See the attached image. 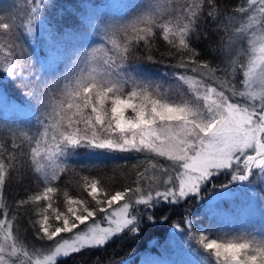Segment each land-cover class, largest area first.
<instances>
[{"label":"trees","instance_id":"trees-1","mask_svg":"<svg viewBox=\"0 0 264 264\" xmlns=\"http://www.w3.org/2000/svg\"><path fill=\"white\" fill-rule=\"evenodd\" d=\"M114 1L119 0H0V244L6 248L0 254L9 255L11 264H28L91 224L108 223V214L146 185L155 164L176 170L167 156L126 140L129 131L113 120L115 98L137 93L144 108L156 95L181 100L188 76L205 90L214 84L231 100L247 102L232 94L243 87L240 65L249 55L247 32L237 29L248 16L246 0H203L198 9L195 0H124V12L107 17L104 9ZM148 16L156 21L148 43L137 41L145 36L138 19L151 23ZM178 32L187 47L179 44ZM56 54L62 55L57 63L51 61ZM103 85L108 95L100 109L90 100ZM68 136L79 143H69ZM106 141L123 150L99 146ZM235 167L244 183L231 185L225 179L231 172L223 169L182 198L133 202L131 224L51 264H136L162 248L158 264L171 257L181 264H223V256L206 246L211 239L264 246V206L247 203L248 191L261 188L258 167ZM50 187V199H35ZM215 192L229 195L210 201ZM122 193L125 198L118 200ZM85 206L97 214L80 224L68 209L80 214ZM59 213L75 220L72 233L63 232L67 222L57 219ZM44 226L49 232L56 227L52 239ZM13 240L17 255L11 254ZM20 244L31 253L27 258L19 254Z\"/></svg>","mask_w":264,"mask_h":264},{"label":"snow or ice","instance_id":"snow-or-ice-1","mask_svg":"<svg viewBox=\"0 0 264 264\" xmlns=\"http://www.w3.org/2000/svg\"><path fill=\"white\" fill-rule=\"evenodd\" d=\"M249 6L258 5L256 8V15L248 17L247 27H252L257 22H260V30L264 32V0H248ZM245 11V9H241ZM7 27V26H6ZM145 31V30H144ZM170 29L165 31V39H168ZM179 44L183 47H187V42L183 36L178 32ZM253 38L255 45L259 43V53L257 57L254 55L253 63L257 65L256 68H253L249 75L248 81H255L259 75V68L264 67V43L261 40H257L255 37V32H253ZM173 42V41H169ZM207 67V65H204ZM240 67L243 69L244 64H241ZM254 87V84L252 85ZM208 93H215L217 99L209 100V96L206 94L204 100L207 101L208 111L212 113L210 120L204 121L199 120L197 123L201 128H205L207 124L216 122V127L211 131L207 136H200L195 132H192V135L196 137V142L193 143L192 140H188V149L181 154V142H177L175 137L179 135L181 131L185 132V139H187L188 132L183 128L179 129L177 132L167 131V135L173 137L170 143L166 147H156L155 145H150L162 156H167L170 160L178 162L183 168V172L179 173L178 176V186L167 193V196H175L177 194L183 196L189 192L195 191L198 188V185L204 178L211 174V170L230 167L234 161H238L243 158V163L245 166L251 170L253 166L259 167L264 166V111L257 113L255 110H249L248 107H241V105L236 103L229 102L228 96L225 95L223 91L218 92L215 88L207 90ZM233 95H236L237 92L233 90ZM241 96H247L252 101H260V108L264 110V98H260L252 89H248L244 92L238 93ZM101 103L103 101L101 100ZM72 107V105H69ZM182 112L187 113L188 116L194 115L192 108L188 105L180 107ZM76 112H81L79 105H76ZM145 113L143 110L140 111L139 115L143 116ZM259 115V120L256 119ZM77 131H79L77 129ZM162 132L164 130H161ZM71 144L79 143V139L74 136H68L65 138ZM100 147L109 146V147H121L113 144L111 141L103 142L99 145ZM134 146V145H133ZM249 150L254 151L255 155H249ZM189 153H191L189 155ZM37 155L39 153L37 152ZM4 165L0 163V169ZM165 171H167L165 169ZM168 182H173L171 176L168 177ZM3 184V175L0 174V186ZM54 191L53 188H46L42 196H36L35 199H50L49 194ZM157 195H161L157 193ZM126 194H120V197H117L118 200H123ZM95 198V197H93ZM152 199L151 195L140 196L141 202H147ZM97 204H102L101 200L96 201ZM71 203V201H70ZM82 203V202H81ZM109 206H112L110 204ZM51 208V204H49ZM131 205L129 203H124L123 206L116 211L108 214L109 227L101 228L96 223H93L85 233H76L73 234L70 239H63L62 242L56 248V253L63 252L67 254L72 250H79L82 246L90 243H102L107 237L113 233L120 232L124 227L131 224L135 217L129 213ZM69 212L72 213V216L76 220L80 221V224L85 222V217L88 220L95 216L96 210L89 209L88 207H83V211L80 214H77V211H73V208L69 207ZM101 211L106 212V209L100 208ZM63 218L67 223L63 228V232L72 233L73 229L77 227L75 220H69L67 216L63 213H59L57 219ZM48 216H44L45 225H47ZM4 225V221L0 220V226ZM44 234L52 239L54 235L52 232H49L47 226H44ZM61 232L58 231L55 236H58ZM10 231L5 235V240L9 239ZM12 245V254L14 255L18 249L15 248V241L11 243ZM206 246L210 249L215 248L217 256L233 255L234 258H238L241 253V248L246 247L234 244H221L215 240L206 243ZM6 251V248L3 244H0V253ZM3 257V255H0ZM54 259V255L47 256L44 258V264H51V261ZM258 259V257H257ZM0 264H2V259H0Z\"/></svg>","mask_w":264,"mask_h":264},{"label":"rangeland","instance_id":"rangeland-1","mask_svg":"<svg viewBox=\"0 0 264 264\" xmlns=\"http://www.w3.org/2000/svg\"><path fill=\"white\" fill-rule=\"evenodd\" d=\"M165 1V0H163ZM119 2V3H117ZM115 2L114 1V7L111 9L110 5H107V9H104V13H108L106 16L110 17L112 13L115 14H122L118 12H124V10L121 7L125 6L126 1L124 0H119ZM247 7H248V16L246 19L240 24V26L237 28L242 31L247 32V41L249 44V40L253 39V32H255V37L257 40H259L261 37H264V32L260 30V22H257L254 24L252 27H247L248 25V17L249 16H254L256 15L255 11L258 5H252L249 6L248 0L245 1ZM120 8L122 10H120ZM149 12L145 15H148ZM144 15V16H145ZM143 16V15H141ZM124 17V16H123ZM126 17V16H125ZM104 19L103 17H100ZM135 17L131 20L133 21ZM141 17L138 19L140 20ZM150 24V19L143 20L141 22V26L143 28L149 27ZM112 43L115 44V39H112ZM112 48H114L112 46ZM256 51H255V56H259V43L255 45ZM252 55V45L249 44V56ZM62 58L61 54H56V57L52 59L51 61L57 63V60ZM56 59V61H55ZM247 59V60H248ZM48 62L50 61V58L47 59ZM202 71H206L208 74H211L210 71L207 69H202ZM210 77V76H209ZM109 78V77H108ZM211 78V77H210ZM219 78V77H218ZM186 83L184 86H189V90L186 89L183 85V87L186 90L185 93V98H182L181 100H172L168 98H164L162 96H158L155 93V97L153 98H148L147 102V107L145 108L142 106V101L143 98L139 97L138 94L132 96L131 98H115L114 100V106H113V112L115 115V118H113L114 121H116L118 127L123 130V131H129V137L126 138V140L134 139V143L138 145L139 147H144L146 149H150L152 151H155L153 147L150 145H155L156 147H166L173 137L168 136L166 133L169 130L172 132H177L179 129L183 128L185 131L188 132L187 139H185V132L181 131L175 139L177 142H181L180 147H181V154L184 153V151H187L188 149V140H192L193 143L196 142V137L192 135V132L197 133L200 136H207L211 131H213L216 127V122L209 123L206 125L205 128H201L200 125L197 123L199 120H210L212 117V113L208 111V105L207 101L204 100V96L207 94L209 96V100H215L217 99V95L215 93H208L207 90L211 88H215L217 93L221 92L222 90L218 89L214 84H209L208 88L206 87V90L204 89V86L202 83L195 81L194 77H188L186 76ZM245 79V78H244ZM226 83V81H225ZM229 82L226 83L228 85ZM108 85H103V86H97V91L94 97L90 101H93L94 104L96 105L97 108L103 109V105L105 102H107V87ZM104 87V88H103ZM254 87L256 85L254 84ZM109 90V89H108ZM247 90V85L243 83V87L239 90V92H244ZM237 92V93H239ZM135 93V92H134ZM197 94H200L201 97H196L198 96ZM241 96V95H240ZM245 98H248L247 96H243ZM101 100L103 103H101ZM247 102L245 104H239L236 101H233L229 98V102L231 103H236L241 105V107H248L249 110H255L257 113H260L264 110L260 108V101H252L249 98L246 99ZM188 105L192 108L194 115L188 116L187 113L182 112L180 110L181 106ZM94 106V105H93ZM144 111V115L141 116L139 115L140 111ZM107 117H110V113L106 115ZM259 115H257L256 119L259 120ZM161 130H164L163 132ZM191 153H189L190 155ZM249 155H255L254 151L249 150L248 152ZM173 167L176 169L175 171L171 169H166L162 167L156 166V164L153 166V170L148 173L147 177V183L145 186L140 187L130 195L127 200H124L122 204H120L118 207L114 208L112 212L116 211L117 209L121 208L123 204L129 203L132 204L133 202L139 203L141 202L140 196H147L151 195L152 199L147 201L150 202L154 198H167L170 200H176L179 198L184 197L185 195L181 196L179 194L175 196H167V193L176 188L178 186V176L180 172H183V168L180 163L173 161ZM235 165H245L243 163V158H241L238 161H234L232 166L230 167H223V168H218V169H213L211 170V174L204 178L200 184H202L206 179L210 178L213 173H223L221 170L226 169V171L230 170V174H225V179L228 183H231V185H236L238 182L244 183V181L239 177L237 167ZM235 167V168H233ZM165 169L167 171H165ZM258 178L260 181L261 188L260 189H250L248 191L249 193V198H247V203L248 205L252 204V207H263L264 206V166H259L258 169ZM237 173V174H236ZM171 176L173 179V182H168V177ZM231 177V178H230ZM234 182V183H232ZM200 184L198 185V188L200 187ZM157 193H160L161 195H157ZM233 193V191L231 192ZM188 194V193H187ZM186 194V195H187ZM229 193H219L215 192L213 193L210 197V201H217L220 200L223 197H227ZM146 202V203H147ZM111 212V213H112ZM250 212V211H249ZM258 213V211H257ZM250 214V213H249ZM131 217V216H130ZM250 217V216H249ZM99 225L101 228H108L109 222L108 223H96ZM92 225V224H91ZM90 225V226H91ZM89 226V227H90ZM88 230V229H87ZM78 232V233H85L87 232ZM110 236V235H109ZM72 237V236H71ZM71 237H67L64 239H70ZM212 241V239L210 240ZM208 241V242H210ZM231 241H234L231 237H226V241H217L218 243L224 244V243H232ZM61 241H59L57 245L60 244ZM55 246V247H56ZM55 249V248H54ZM53 250L46 252L45 254L39 255V256H33L30 263L28 264H35L36 258H40L41 260L44 259V255L46 256L47 254L52 253ZM165 250L164 248L160 249L159 251H156L154 253H148L145 257H143L140 261H138L136 264H158L160 261L161 257L164 256ZM163 253V254H162ZM64 254L63 252L60 253H55L54 259L59 256ZM3 255L6 259L10 260L11 258L9 255L5 256ZM53 259V260H54ZM192 264H196V262H191ZM19 264V263H16ZM25 264V263H24ZM27 264V263H26ZM161 264H181L180 259L176 258H168L164 261L161 262Z\"/></svg>","mask_w":264,"mask_h":264},{"label":"clouds","instance_id":"clouds-1","mask_svg":"<svg viewBox=\"0 0 264 264\" xmlns=\"http://www.w3.org/2000/svg\"><path fill=\"white\" fill-rule=\"evenodd\" d=\"M196 4V7L198 9L199 5L203 3V0H195L194 2ZM194 15V13H192ZM150 17V16H148ZM151 18V17H150ZM141 21H143L142 17H141ZM156 21L154 19L151 18V23L149 25H153L155 24ZM169 25L170 24H163L161 25V27L164 28V32L169 30ZM188 25L185 24L184 29H182L181 31H186L187 30ZM152 27H146L144 30L145 32V36H137L136 40L137 41H144L145 43H148V38L150 37L148 34L152 31ZM261 42L264 43V37L260 38ZM171 43V42H169ZM249 44L252 45V55L249 56V59L247 60L244 69V84L247 85L248 89H252V91L254 93H256L260 98H264V67H260L259 68V75L257 77V79L255 81H248V75L250 73V71L253 68H256L257 65L253 63V57L255 55V43H254V38L249 40ZM213 71V69H212ZM233 71H235V68H233ZM185 79V78H184ZM255 84L256 87L252 88V85ZM83 211V210H82ZM56 231V227L52 228L51 232ZM225 245L227 244H234V245H240V246H245L246 247H242L241 248V253L239 255L238 258H234L233 255H225L223 257V264H264V246H257L255 243L253 242H247V241H242V242H235V243H224ZM58 247V245L55 247V249H53L52 253L47 254L46 256L44 255V258L47 256H52L55 255L56 253V248ZM15 248H17V243H15ZM215 253H216V249L213 248ZM11 254H12V249H11ZM19 254L24 257L27 258L31 253H29L28 250H26L24 248V246L22 244L19 245ZM13 255V254H12ZM14 255H17V252H15ZM217 255V254H216ZM220 257V256H218ZM258 257V259H257ZM0 259H2V264H11L10 260L6 259L4 256L0 257ZM19 264H24L23 259L19 262ZM35 264H44V259L41 260L40 258H36Z\"/></svg>","mask_w":264,"mask_h":264}]
</instances>
